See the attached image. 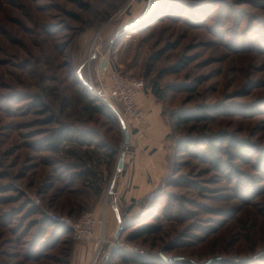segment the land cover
Wrapping results in <instances>:
<instances>
[{"label":"rangeland","instance_id":"1","mask_svg":"<svg viewBox=\"0 0 264 264\" xmlns=\"http://www.w3.org/2000/svg\"><path fill=\"white\" fill-rule=\"evenodd\" d=\"M101 66L158 90L170 126L154 198L121 200L113 222L127 146L88 88ZM198 106L210 117L174 123ZM186 138L201 140L193 153ZM100 192L92 240L52 219L78 218ZM141 222L159 230L129 239ZM121 253L264 264V0H0V264H142Z\"/></svg>","mask_w":264,"mask_h":264},{"label":"crops","instance_id":"2","mask_svg":"<svg viewBox=\"0 0 264 264\" xmlns=\"http://www.w3.org/2000/svg\"><path fill=\"white\" fill-rule=\"evenodd\" d=\"M137 102L143 111V116L132 129L130 142L123 156V166L117 173L119 181L115 191L112 192V195L115 194V200L110 201L108 214L111 222H113L112 215L115 221H119L116 214L118 202L121 200L128 204L132 201L138 202L167 171L169 150L167 142L170 126L162 118V104L156 95L150 92L140 93L137 96ZM100 160L99 166H106L107 158ZM102 194L100 192L94 199L92 208H90L92 213L98 212L101 207Z\"/></svg>","mask_w":264,"mask_h":264},{"label":"built area","instance_id":"3","mask_svg":"<svg viewBox=\"0 0 264 264\" xmlns=\"http://www.w3.org/2000/svg\"><path fill=\"white\" fill-rule=\"evenodd\" d=\"M98 85L92 81H88V88L92 90L94 86V94L100 101L113 113L119 123L126 119L128 125L130 123L137 124L142 116L143 111L137 102V96L144 92L145 83L142 77L133 76L122 72L119 69H113L108 66H101L97 69ZM92 83V84H91ZM130 130V129H129ZM157 192V187L154 188L143 197L145 203L151 201ZM52 219L57 220L70 227L73 237L76 240L90 241L94 238L97 224L100 222L90 211L83 212L78 218L72 219L66 215H57L50 212ZM103 235V234H102ZM100 237L97 238L96 251L94 260L100 251Z\"/></svg>","mask_w":264,"mask_h":264},{"label":"trees","instance_id":"4","mask_svg":"<svg viewBox=\"0 0 264 264\" xmlns=\"http://www.w3.org/2000/svg\"><path fill=\"white\" fill-rule=\"evenodd\" d=\"M152 93L154 95H156L158 93L157 98H160L158 90H153ZM203 107L204 106H198L195 109H184V110L172 112L171 115L174 118V123L175 124H181V123H187V122L193 121V120L198 121V120H202V119H207L208 117H210V113L207 112ZM62 134L64 136V131L59 134L60 137ZM65 135H66V133H65ZM200 141L201 140L195 139V138L180 139L178 141V147H179V149L186 150L189 153H193V150L196 148V146L198 145V142H200ZM205 141H206V143H208L212 146H216L215 142L213 140H211L209 137L207 139H205ZM169 155L170 154L167 155V166H169ZM54 223H57V222L55 221ZM59 224L62 227H66V228L70 229V227H68L62 223H59ZM158 230H159V226L156 224H153L151 222H141L132 231V233L129 235L128 238L134 239V238H137V237L144 235V234H151V233L157 232ZM70 231H71V229H70ZM116 252H117L116 248H113L112 253H116ZM119 255H120L121 259L124 261L140 262L142 264H163V262H161L159 257H153L150 259H145L142 255H140L138 253H135V254L130 255V256H127L124 253H121ZM179 264H184V261H180ZM185 264H192V263L189 261H185Z\"/></svg>","mask_w":264,"mask_h":264},{"label":"water","instance_id":"5","mask_svg":"<svg viewBox=\"0 0 264 264\" xmlns=\"http://www.w3.org/2000/svg\"><path fill=\"white\" fill-rule=\"evenodd\" d=\"M121 128H122V133H123L122 144H123V146H127L129 144V140H130V130L124 121H121ZM122 166H123V151L120 150L117 161H116L117 173L122 168ZM110 187H111V183L109 184V189H110ZM121 231H122V227H118L116 232H115V242L118 241V237H119Z\"/></svg>","mask_w":264,"mask_h":264},{"label":"bare ground","instance_id":"6","mask_svg":"<svg viewBox=\"0 0 264 264\" xmlns=\"http://www.w3.org/2000/svg\"><path fill=\"white\" fill-rule=\"evenodd\" d=\"M92 87L94 88V86L92 85ZM94 90V89H93ZM124 120H125V124L128 126V123H127V121H126V119L124 118ZM128 128H129V126H128ZM131 136V135H130ZM129 142H130V140H129ZM100 241H101V239H100ZM98 248H99V244L97 245V247H96V251L98 250ZM96 255V254H95ZM95 257V256H94ZM94 260V259H93Z\"/></svg>","mask_w":264,"mask_h":264}]
</instances>
